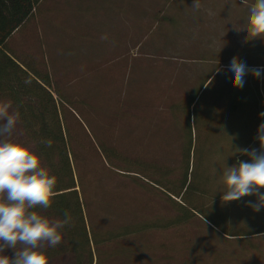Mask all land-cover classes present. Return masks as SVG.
I'll return each mask as SVG.
<instances>
[{"label":"trees","instance_id":"trees-1","mask_svg":"<svg viewBox=\"0 0 264 264\" xmlns=\"http://www.w3.org/2000/svg\"><path fill=\"white\" fill-rule=\"evenodd\" d=\"M47 1L55 19L69 16L65 23H51L52 37L41 34ZM90 1L0 0V101H11L20 113L11 139L31 145L57 177L52 207L37 210L50 219H63L66 211L72 216L62 243L41 249L49 264H264V209L221 200L225 163L230 167L246 156L233 155L234 147H216L219 162L211 164L208 148L214 147H194L199 128L227 130L232 122L237 136L256 140L264 123L260 89L244 84L232 96L215 90L205 99L219 68L211 58L209 76L199 71L181 97L169 93L149 101L145 92H118L111 81L94 103L77 87L83 81L81 87L96 86L95 73L112 65L98 60L107 54L89 49L91 38L79 47L75 9ZM66 47L75 49L78 64L64 65ZM150 134L157 140L147 141ZM48 139L51 147L43 143ZM199 219L227 244L203 261L188 233ZM2 254L14 257L15 250Z\"/></svg>","mask_w":264,"mask_h":264},{"label":"rangeland","instance_id":"rangeland-1","mask_svg":"<svg viewBox=\"0 0 264 264\" xmlns=\"http://www.w3.org/2000/svg\"><path fill=\"white\" fill-rule=\"evenodd\" d=\"M116 2L125 3V17L130 20L129 39H123L122 35L116 31H114V35L111 34L112 30L102 31L103 29L98 28L97 32L92 35L93 44H91L90 39L87 42V46L92 51L98 49L101 53L107 54L103 55L104 57L94 56L93 60H96L97 57L100 61L105 59L107 60L106 64L111 63L112 66L100 69L98 73H95L94 83L96 86H90L91 88L81 87L83 81L79 83L78 91L81 90L82 94L89 92L91 97L93 96L94 103H99L98 98L103 96L101 92L108 90V86L104 84L108 85L113 81L118 92H120L122 87L124 92L130 91L132 93L137 91L136 95H144L145 92L147 100L154 101L153 97L159 100L162 96L169 93L170 96L181 97L195 83V78L201 72L203 73L202 78L206 75L209 76L211 73H209V68L213 69L214 65L209 64L208 61L215 57L207 53H209V50L211 52L213 49L220 47L221 42L217 40L208 41L204 38V0H199L200 7L198 9L193 7L195 0H173L170 5L165 0H117ZM155 3V7H150V5ZM106 11L108 10L105 9L99 12L98 15ZM96 12L98 11L96 10ZM156 12L159 16H157ZM79 39V47L83 48V41L88 38L84 36L80 38L79 36ZM224 47L226 46L224 45ZM74 51V48L66 47L64 49L62 60L65 66L69 67L79 63V59L73 54ZM71 52L72 54H70ZM205 54L209 56H205ZM199 71L201 72L199 73ZM129 73L131 78L130 81H127ZM231 75V72L223 71V69L218 71L213 77L214 82L205 94V99H211V95L215 90L218 93L222 92L223 94L224 92V95L232 96L236 89L231 84ZM101 77H104L106 80L103 81L107 82L100 81V85L97 86V80L99 81ZM108 79L110 82H108ZM213 79L206 88H208ZM198 80L201 82L204 79ZM211 118L213 117L211 116ZM221 119L222 116H219L218 121ZM246 123L248 121H242L243 126ZM210 127L212 129L205 132L200 131V128L197 130V135L194 134V147H201V149L203 147H214L213 149L208 148L211 150V158L208 161L211 164L219 162L220 153H218L219 149H216V147H232V150L233 147L259 148L258 140L248 143L249 136H237L233 122L227 130L217 128V126L215 127L216 130L214 126L210 125ZM112 136H116V134H112ZM148 137L146 139L149 142L156 141L158 138L155 134L153 136L150 134ZM149 146H154V144L151 143ZM176 146L174 144L171 147ZM247 160L248 157L244 161ZM260 191L264 192V189ZM255 200V196H247L242 197L238 202L247 204L248 201L255 202ZM207 225V223L199 219L188 231L198 250L202 254L204 253L203 257L200 254L201 258L199 259L202 261L204 256L212 249L223 250L225 245H227ZM183 256L185 254L179 255V257ZM180 261L185 262V260ZM191 262L195 263L194 260H191Z\"/></svg>","mask_w":264,"mask_h":264},{"label":"clouds","instance_id":"clouds-1","mask_svg":"<svg viewBox=\"0 0 264 264\" xmlns=\"http://www.w3.org/2000/svg\"><path fill=\"white\" fill-rule=\"evenodd\" d=\"M240 2L247 6L248 15L243 27H233L246 33L245 42L264 40V0H254L251 5L248 0ZM193 7H200L199 0H195ZM228 71L232 73V86L238 89L244 87L247 75L258 79L264 76V68H250L236 56ZM24 83L31 84V79ZM259 116L264 118V112ZM19 119L20 113L13 110L11 101H0V264H49L41 249L62 243V229L71 225L72 216L66 211L63 219H50L37 210L52 207L57 177L42 166L41 157L31 145L11 139ZM255 139L258 149L234 147L233 155L246 156L247 161L230 167L225 163L221 200L228 203L255 196V202L248 201L246 206L259 212L264 209V192L260 191L264 188V123L258 126ZM43 143L51 147L53 142L48 139ZM7 248L15 250L14 257L2 254Z\"/></svg>","mask_w":264,"mask_h":264},{"label":"crops","instance_id":"crops-1","mask_svg":"<svg viewBox=\"0 0 264 264\" xmlns=\"http://www.w3.org/2000/svg\"><path fill=\"white\" fill-rule=\"evenodd\" d=\"M50 3L47 1L44 4L40 15L44 24V30L41 31V34L44 35L45 33L47 37H52V34H55V30L50 28L51 23H65L66 17H69L60 14L59 18L55 19L56 16L51 14ZM252 3L254 0H248L249 5ZM124 7L125 3L120 4L115 0H91L88 4L85 2L78 9H75V14H77L74 22L77 24L76 31L79 32L77 37L80 36L81 38L83 34H87L86 38L92 39V35L100 27L103 29L102 31L112 30L111 34L114 35V31H116L122 35L123 39H129L130 20L125 17ZM203 8L204 38L208 41L217 40L221 42L220 47L211 52L209 50L207 53L215 57L214 62L218 63L220 70H228V65L234 56L245 62L250 68H264V40L257 39L245 42L246 33L244 31L238 32L233 27V25L244 26L245 18L248 15L247 6L243 5L240 0H204ZM105 9L108 11L98 15ZM66 31L71 32L72 30ZM30 36H34L31 31ZM67 37L69 38L70 35H65L64 39ZM53 38L57 37L53 36ZM209 55L205 54V56ZM245 82L260 89L262 96L260 102L264 104V76L258 79L249 74L245 77Z\"/></svg>","mask_w":264,"mask_h":264}]
</instances>
